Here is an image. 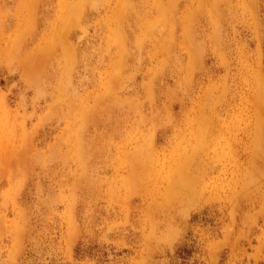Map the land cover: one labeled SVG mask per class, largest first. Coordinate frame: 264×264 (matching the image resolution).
<instances>
[{
	"label": "rangeland",
	"instance_id": "obj_1",
	"mask_svg": "<svg viewBox=\"0 0 264 264\" xmlns=\"http://www.w3.org/2000/svg\"><path fill=\"white\" fill-rule=\"evenodd\" d=\"M185 246L264 264V0H0V264Z\"/></svg>",
	"mask_w": 264,
	"mask_h": 264
},
{
	"label": "trees",
	"instance_id": "obj_2",
	"mask_svg": "<svg viewBox=\"0 0 264 264\" xmlns=\"http://www.w3.org/2000/svg\"><path fill=\"white\" fill-rule=\"evenodd\" d=\"M193 250L191 246L179 248L175 253V258L171 264H188V260L192 254Z\"/></svg>",
	"mask_w": 264,
	"mask_h": 264
},
{
	"label": "bare ground",
	"instance_id": "obj_3",
	"mask_svg": "<svg viewBox=\"0 0 264 264\" xmlns=\"http://www.w3.org/2000/svg\"><path fill=\"white\" fill-rule=\"evenodd\" d=\"M120 33H121V32H120ZM188 34H189V33H188ZM119 35H120V34H119ZM120 36H121V35H120ZM120 38H121V37H120ZM254 133H255V132H254ZM256 135H257V134H256ZM256 135H255V136H256ZM256 137H257V136H256ZM256 142H258V141H256ZM255 145H256V144H255ZM255 145H254V146H255ZM256 147H257V145H256ZM256 147H255V149H256ZM184 176H185V175H184ZM184 183H185V182H184Z\"/></svg>",
	"mask_w": 264,
	"mask_h": 264
}]
</instances>
